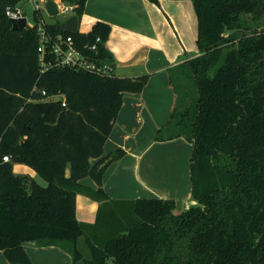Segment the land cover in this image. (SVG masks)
Listing matches in <instances>:
<instances>
[{
	"label": "trees",
	"instance_id": "1",
	"mask_svg": "<svg viewBox=\"0 0 264 264\" xmlns=\"http://www.w3.org/2000/svg\"><path fill=\"white\" fill-rule=\"evenodd\" d=\"M21 1L0 0V250L10 263L34 264L24 243L36 241L83 264H264V0H192L199 55L173 69L177 104L156 135L193 143L197 204L180 213L173 199H117L103 188L107 168L126 154L104 152L123 95L142 91L149 75L43 70L39 16L14 30L5 13ZM64 1L82 17L87 0ZM62 23L47 24L71 33ZM110 32L98 22L72 34L86 42ZM100 53L110 59L104 45ZM60 93L66 106L52 98ZM15 163L47 184L16 174ZM88 176L96 188L81 183ZM80 192L99 202L94 222L77 217Z\"/></svg>",
	"mask_w": 264,
	"mask_h": 264
},
{
	"label": "crops",
	"instance_id": "2",
	"mask_svg": "<svg viewBox=\"0 0 264 264\" xmlns=\"http://www.w3.org/2000/svg\"><path fill=\"white\" fill-rule=\"evenodd\" d=\"M98 22L111 26L104 47L110 56L108 61L114 65L113 74L149 75L142 91L123 95L104 152L123 148L126 154L107 168L103 188L117 199H173L175 211L180 213L197 204L191 180L193 143L184 137L158 141L156 135L169 121L177 104L178 95L171 82L173 69L199 55L194 3L192 0H160L159 4L150 0H87L79 18V31L88 33ZM81 183L97 187L89 176L81 179ZM76 200L77 217L94 222L99 202L82 192ZM24 245L34 264H71V254L61 246H41L36 241H26ZM0 264H11L2 250Z\"/></svg>",
	"mask_w": 264,
	"mask_h": 264
},
{
	"label": "built area",
	"instance_id": "3",
	"mask_svg": "<svg viewBox=\"0 0 264 264\" xmlns=\"http://www.w3.org/2000/svg\"><path fill=\"white\" fill-rule=\"evenodd\" d=\"M33 1L35 2V15L39 16V22L37 24L39 37L38 52L39 61L43 70L52 67H71L97 75H111L114 73L113 63L101 56V47L105 44V40L101 35H97L90 41L81 42L75 40L72 33L64 34L63 32H53L49 29L48 22L44 20L42 15L43 4L38 0ZM56 2L59 13H73L74 5L64 0H56ZM44 6L46 8V3ZM5 13L9 19H18L26 16L25 10L20 3L13 6L8 5ZM37 89L38 87L35 85L33 90ZM43 94H46L45 90ZM52 98H61L62 104L64 106L67 105L65 93L52 95ZM4 159L8 160L9 157L5 156Z\"/></svg>",
	"mask_w": 264,
	"mask_h": 264
},
{
	"label": "rangeland",
	"instance_id": "4",
	"mask_svg": "<svg viewBox=\"0 0 264 264\" xmlns=\"http://www.w3.org/2000/svg\"><path fill=\"white\" fill-rule=\"evenodd\" d=\"M40 3L43 4V7H42V15L44 17V20L46 22H54V21H64L66 18H68L69 16L72 15V13H69V14H62V13H59L57 15H54V16H50L48 11L46 10L45 8V0H38ZM20 5L23 7V9L25 10V15L27 17V20H28V24L30 26H33L36 24V20H35V12H34V8H35V2L33 0H22ZM250 20V18H249ZM251 21V20H250ZM262 27V26H261ZM232 33L234 34H238L240 35V32H237V31H233ZM18 167H23V168H18ZM29 169V171H26L24 169ZM14 172L16 174H28L27 172H30V175L31 177H34L36 178V180L43 184V185H46L47 182L45 179H43L39 173L30 165L28 164H25V163H15V166H14ZM80 220H81V217H78ZM72 257V256H71ZM71 264H83V261L81 260L80 262H77V263H74L73 262V259H71Z\"/></svg>",
	"mask_w": 264,
	"mask_h": 264
},
{
	"label": "water",
	"instance_id": "5",
	"mask_svg": "<svg viewBox=\"0 0 264 264\" xmlns=\"http://www.w3.org/2000/svg\"><path fill=\"white\" fill-rule=\"evenodd\" d=\"M46 9L50 16H54L59 13L56 0H46ZM10 22L12 23V27L14 30L23 29L28 26V20L26 16L18 18V19L11 18ZM62 27L65 31H68L71 33L78 32L79 31V16L76 14H73L68 19L63 21Z\"/></svg>",
	"mask_w": 264,
	"mask_h": 264
}]
</instances>
